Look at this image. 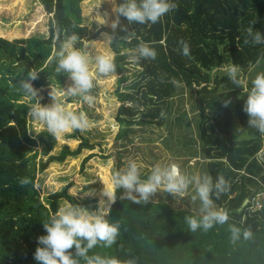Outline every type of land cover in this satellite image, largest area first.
<instances>
[{
    "label": "trees",
    "instance_id": "obj_1",
    "mask_svg": "<svg viewBox=\"0 0 264 264\" xmlns=\"http://www.w3.org/2000/svg\"><path fill=\"white\" fill-rule=\"evenodd\" d=\"M40 2L49 16L47 39H0V264H38L34 253L38 237L46 235L43 222L62 201L95 209L89 202L80 205L68 194L69 187L50 194L45 203L35 186L37 170L44 171L53 162L63 163L84 150L94 149L80 131H74L70 139L79 142L75 150L65 146L59 155L46 162L41 160L38 166L27 155L39 141L46 144L43 156H49L54 142L48 133L37 139L29 136L27 113L35 100L20 89V82L34 69L38 71V79L32 82L35 88L40 90L53 82L62 84L66 74L55 71L53 59L57 37L64 39L71 33L78 34L81 40L84 37L83 0ZM173 2L177 7L156 24L128 25L121 18L128 32L118 27L116 40L109 43L117 65L118 131L113 151L102 159H111L112 176L122 170L139 129L163 126L180 86L192 91L197 88L193 91L194 103L200 118L199 140L206 171L214 181L223 176L229 184L218 199L215 195L212 198L218 209L228 212L229 221L207 232L191 233L185 218L198 214L175 209L166 200H155V196L148 204H135L121 198L124 190L119 189L107 217L120 225L117 242L111 248L97 245L89 255L114 256L122 262L133 259L136 264H264V209L251 210L252 201L264 187V169L256 161L264 147V135L247 125L248 116L243 111L245 90L234 85L227 75L211 77V72L223 66L225 56L244 73L264 59V44L244 43L246 29L253 24L254 30L264 34V0ZM141 41L155 49L156 59L131 65L126 50L134 49ZM180 41L188 43V56L182 54ZM231 98H236L233 109L221 101ZM235 113L248 139L236 140L232 131ZM92 157L85 159L82 166ZM21 178H29L30 183L21 186ZM245 201L248 205L242 208ZM229 225L250 229L252 238L241 237L231 243ZM69 251L74 252V247Z\"/></svg>",
    "mask_w": 264,
    "mask_h": 264
},
{
    "label": "clouds",
    "instance_id": "obj_2",
    "mask_svg": "<svg viewBox=\"0 0 264 264\" xmlns=\"http://www.w3.org/2000/svg\"><path fill=\"white\" fill-rule=\"evenodd\" d=\"M111 2L112 13L115 14V19L110 25L113 31L111 34L101 33L107 42L116 40L118 27L127 31L126 26L121 24V18L126 19L128 25H151L158 23L163 16L177 7L173 0H119V2L111 0ZM107 16L108 13L105 12V23ZM253 25L246 29L247 38L244 43L264 44V34L254 30ZM57 40L58 45L53 52L55 71L67 75L70 80L68 86L63 89L51 87L49 96L52 103L42 105L38 97L39 89L32 83L38 79V71L33 69L29 71L27 78L20 82V89L35 100L28 108V116L41 124L50 135L60 138L73 131H88L93 126L85 112L72 111L65 101L71 97H80L89 108L94 107L95 96L92 95V89L95 77L108 78L116 75L117 65L110 51L92 56L89 52L81 50L78 46L81 43L78 34H67L66 38L57 37ZM180 43L182 54L188 56L190 54L188 43L185 41ZM126 51L131 65H138L142 60H155L157 56L155 49L143 41L134 49ZM220 70L234 85L245 90L243 111L248 116L247 125L264 135V72L257 73L249 86L240 66L228 62ZM230 103V100H225L224 106L228 107ZM19 183L26 186L30 179L21 178ZM193 184L196 195L192 199H199L200 215L185 218L188 230L191 233L197 230L207 232L216 225L226 224L229 221L228 212L218 209L212 198L215 195L218 199L219 195L228 189V181L223 176H218L215 181L210 175L188 177L176 164L166 166L158 164L152 168L146 179H142L137 162L130 160L125 168L111 177L102 193L107 199L100 200L95 210L66 203L53 213L47 222H43L46 235L38 237L34 259L38 264H136L133 259L122 262L114 256L89 255L90 250L97 245L111 248L117 242L120 225L111 223L107 218L111 205L117 199V190H124L121 198L135 204H148L158 189L163 188L173 196L177 194L183 196ZM229 231L230 242L233 244L241 237L248 240L253 236L250 229L242 230L235 225H229ZM73 247L75 251H69Z\"/></svg>",
    "mask_w": 264,
    "mask_h": 264
},
{
    "label": "rangeland",
    "instance_id": "obj_3",
    "mask_svg": "<svg viewBox=\"0 0 264 264\" xmlns=\"http://www.w3.org/2000/svg\"><path fill=\"white\" fill-rule=\"evenodd\" d=\"M112 7L111 0H83L81 3L83 18L81 27L84 37L78 45L81 50L89 52L92 56L106 51L112 53L109 50L110 42L105 41L101 35L103 32H100L101 29H105V32L112 30L111 21L115 19ZM105 12L108 13L106 23ZM48 22L49 16L41 6L40 0H0V39L8 41L30 37L47 39L49 36ZM224 58V64L228 63L227 57ZM221 68L211 72L212 79L216 76L226 75L220 70ZM260 72H264V59H261L246 73H242L251 85V80ZM115 82L116 75L108 78L95 77L92 89L95 106L92 108H89L80 97H71L65 101L72 111L77 113L83 111L87 114L93 126L88 131L80 132V135L87 139L94 149L84 150L78 157L68 158L63 163L53 162L44 171L37 170L35 186L45 203H47L46 199L50 194L61 192L66 187H69L68 194L80 205L89 202L91 208L96 209L100 200L107 199L102 193L112 177V161L102 158L113 151L114 139L118 131ZM69 83L70 80L66 75L62 84L53 82L49 86L41 88L38 93L40 103L42 105L51 104L52 98L49 96L51 87L63 89ZM195 90L197 88H193V91ZM193 91L181 86L178 88L176 96L172 100L171 110L164 118L163 126L151 125L137 130L134 144L129 149L131 155L125 160L124 168L130 160L136 161L142 179L146 174L151 173L152 168L158 164L161 166L176 164L181 172L188 177L208 175L205 167L206 161L203 158V148H201L202 143L199 140L200 118L196 111ZM235 99H228L231 101L229 108L233 109ZM225 100L221 99L223 104ZM25 101L29 102L27 99ZM27 120L28 134L32 139H37L42 133H48L41 124L31 117L28 116ZM232 131L236 140L248 139V133L239 123L236 113ZM73 132L60 138L51 135L54 146L49 156H43L46 144L39 141L37 147L27 155L38 166L41 160L46 162L49 157L59 155L58 153L65 146L75 150L79 142L70 139ZM90 155L93 157L82 166L83 161ZM88 186H93L94 189L86 190L85 188ZM169 195L161 188L154 196L155 200L168 201L175 209L200 215V201L198 198L192 199L196 195L194 184L189 186L183 196L177 194L170 199ZM64 204L66 202L62 201L59 208Z\"/></svg>",
    "mask_w": 264,
    "mask_h": 264
},
{
    "label": "built area",
    "instance_id": "obj_4",
    "mask_svg": "<svg viewBox=\"0 0 264 264\" xmlns=\"http://www.w3.org/2000/svg\"><path fill=\"white\" fill-rule=\"evenodd\" d=\"M256 161L264 169V147L257 154ZM262 209H264V187H263L262 191L258 195H256V197L254 198V200L251 203V210L260 211Z\"/></svg>",
    "mask_w": 264,
    "mask_h": 264
},
{
    "label": "water",
    "instance_id": "obj_5",
    "mask_svg": "<svg viewBox=\"0 0 264 264\" xmlns=\"http://www.w3.org/2000/svg\"><path fill=\"white\" fill-rule=\"evenodd\" d=\"M247 204H248V201H245L242 208L246 207Z\"/></svg>",
    "mask_w": 264,
    "mask_h": 264
}]
</instances>
